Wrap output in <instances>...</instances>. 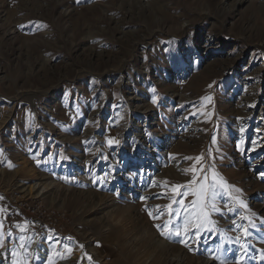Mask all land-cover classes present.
I'll list each match as a JSON object with an SVG mask.
<instances>
[{
	"label": "rangeland",
	"instance_id": "obj_1",
	"mask_svg": "<svg viewBox=\"0 0 264 264\" xmlns=\"http://www.w3.org/2000/svg\"><path fill=\"white\" fill-rule=\"evenodd\" d=\"M262 174L264 0H0L9 264H34L26 223L5 218L11 193L67 223L43 264H264ZM186 219L206 222L198 241Z\"/></svg>",
	"mask_w": 264,
	"mask_h": 264
},
{
	"label": "built area",
	"instance_id": "obj_2",
	"mask_svg": "<svg viewBox=\"0 0 264 264\" xmlns=\"http://www.w3.org/2000/svg\"><path fill=\"white\" fill-rule=\"evenodd\" d=\"M17 194V193H14ZM8 196L7 210L5 218L8 223H13L16 218L22 219L26 223L25 230L35 237L46 238L50 234L58 236H67L70 233L65 232V225L62 223L60 213L54 209L53 214L50 213L49 208L44 205L42 200L34 199H20L19 195ZM64 215V214H63ZM12 238L15 239L20 236V231L17 227L10 228Z\"/></svg>",
	"mask_w": 264,
	"mask_h": 264
},
{
	"label": "snow or ice",
	"instance_id": "obj_3",
	"mask_svg": "<svg viewBox=\"0 0 264 264\" xmlns=\"http://www.w3.org/2000/svg\"><path fill=\"white\" fill-rule=\"evenodd\" d=\"M111 142L112 141H110V143ZM196 160H197V162H199L200 158L197 157ZM193 172L195 173V166L193 167ZM262 175H264V174H262ZM193 181L195 182V174L193 176ZM179 187H181V186H179V185L174 186L173 190H175L176 188H179ZM201 190L202 191H205L203 189V186H201ZM181 203H182V201H181ZM193 203L195 204V201ZM168 207L170 209L171 208V205H169ZM171 215H172V213H171V211H169V216H171ZM176 215L179 216V210H177ZM149 216L152 217L153 219H159L160 218L159 216H153V214H152L151 211H149ZM207 223H210V221H208ZM233 223L235 224V221H233ZM171 224H172V221H171V219H169L162 226L158 225L157 226V230L160 231V234L162 236H164L165 238H170L169 233L172 231V229L170 227ZM205 227H206V222H201V221L197 220V222L195 224H193L191 220L186 219L185 222H184V226H183L184 235L186 237L192 238L191 236H189V232H190V229H195L194 237L198 241L199 236H200V231H201V229H204ZM0 228H2V223H0ZM236 228L240 232V236H237L235 238V243L238 244L239 247H240V249H243L244 252L246 253V245L241 242V236L246 241L249 238L250 233L242 225H236ZM174 234L176 236H181V230H180V228H177L175 230V233ZM180 243L184 244L185 247H189V244L187 243V240H185V239H181L180 240ZM189 250L191 251V248L190 247H189ZM12 256L13 257L17 256V252L15 250L12 252ZM242 259H243V257L238 258L236 260L235 264H241V260ZM13 264H24V261L23 260H19V259L13 260Z\"/></svg>",
	"mask_w": 264,
	"mask_h": 264
},
{
	"label": "bare ground",
	"instance_id": "obj_4",
	"mask_svg": "<svg viewBox=\"0 0 264 264\" xmlns=\"http://www.w3.org/2000/svg\"><path fill=\"white\" fill-rule=\"evenodd\" d=\"M143 161H145V159ZM75 163H79V161H75ZM142 165L144 166V169L147 167L146 172L144 173V175L152 178V175H154V173L156 171L155 165H152V163L149 162V160H147V164L144 163ZM38 187H39V185H38ZM24 189H23V191H26V189L25 190ZM36 191H37V195H41L43 193L44 189L36 188ZM13 194L14 193H11L9 195L12 196ZM18 195H19L20 199H34V198L39 199L40 198V197H33V196L22 195V194H18ZM39 200H42V199H39ZM58 209H61V208H58ZM234 228L236 229V227H234ZM32 238H33V242H32V246L30 248V252L32 253V262L34 264H43L46 261V259H47V253H48V247H47V243H46L47 242L46 238H44V237L43 238L35 237L34 235H32ZM13 239H15V238L13 237ZM11 243H13V242H11ZM81 247L84 248L85 245L81 244ZM9 249H11V245L10 244L7 245L6 248H2L0 250L2 252V253H0V264H9L10 263ZM72 259L73 258H69L67 260H63L62 263H60V264H71L72 263ZM82 260L83 259L80 256L79 257V262H81ZM204 264H210V263H209V261H204Z\"/></svg>",
	"mask_w": 264,
	"mask_h": 264
},
{
	"label": "water",
	"instance_id": "obj_5",
	"mask_svg": "<svg viewBox=\"0 0 264 264\" xmlns=\"http://www.w3.org/2000/svg\"><path fill=\"white\" fill-rule=\"evenodd\" d=\"M0 253H2V252L0 251Z\"/></svg>",
	"mask_w": 264,
	"mask_h": 264
},
{
	"label": "crops",
	"instance_id": "obj_6",
	"mask_svg": "<svg viewBox=\"0 0 264 264\" xmlns=\"http://www.w3.org/2000/svg\"><path fill=\"white\" fill-rule=\"evenodd\" d=\"M11 254V253H10Z\"/></svg>",
	"mask_w": 264,
	"mask_h": 264
}]
</instances>
